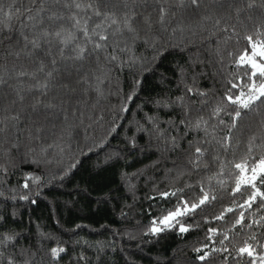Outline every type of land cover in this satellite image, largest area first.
<instances>
[{
    "label": "trees",
    "instance_id": "16d2710c",
    "mask_svg": "<svg viewBox=\"0 0 264 264\" xmlns=\"http://www.w3.org/2000/svg\"><path fill=\"white\" fill-rule=\"evenodd\" d=\"M42 7L64 19L52 23ZM0 8V264H264V173L255 187L240 185L264 159V97L246 109L227 99L264 83L239 61L264 41V0H199L198 8L0 0ZM95 9L117 20L134 12L136 34L113 36V25L109 47L94 50L95 25L107 23ZM38 12L43 23L32 26L27 17ZM73 14L87 20L91 41ZM45 30L74 38L65 45ZM205 193L174 226L150 231ZM246 246L253 256L239 253ZM53 248L65 251L54 257Z\"/></svg>",
    "mask_w": 264,
    "mask_h": 264
},
{
    "label": "snow or ice",
    "instance_id": "6c2138e0",
    "mask_svg": "<svg viewBox=\"0 0 264 264\" xmlns=\"http://www.w3.org/2000/svg\"><path fill=\"white\" fill-rule=\"evenodd\" d=\"M54 3L59 4L61 2V0H53ZM159 2V0H158ZM177 3L179 5V7L183 8L184 5L187 3L191 6H195V7H199V0H177ZM65 7H69V5H65ZM74 7L76 9H80L81 8V4L80 3H74ZM88 8H92L93 5L89 4L87 5ZM3 8H0V12H3ZM30 11V10H29ZM48 12V15L46 16V18L51 21L52 23H55L57 20H62L64 19L63 16L58 15L56 11H52V10H46L43 7L40 9V12ZM40 12H38L36 14V16H32L29 15L27 17V21L30 22L32 24V26H35L36 23H43V17H40ZM11 13H5V17L7 19H11ZM93 15L97 16V17H102V20L104 22L107 23H100V24H96L95 28L93 30V35L97 37V41L94 43L93 45V49L94 50H104L107 47H109V45L106 43L109 40V35L107 34V30L112 28L113 25H116V28L113 30L112 35L115 36L117 33L122 34L124 30L128 31L129 33H133L136 34V29L132 26V21L135 18V13L134 12H130V13H126L120 20H117L115 18L114 15H108L106 13H102L99 9H95L93 12ZM169 16V10L168 8L164 7L163 4H161V7L159 8V15H158V20L157 23H159L161 25V27L163 28V26L166 23V18ZM37 17H40V19H37ZM68 19L72 22L73 27L77 28L78 30L82 31V34L88 39V41L92 40V36L89 35V31H88V27H87V20H84V22H81V19H79L75 14H73L72 16L68 17ZM143 21L145 24H147L149 26V28L151 27V23L149 21L148 17H143ZM121 24L123 25V27H121ZM5 27H11V25H4ZM25 27L28 26V23L24 24ZM21 35L23 36V33H21ZM43 35L45 37L52 35L55 37H59L61 38V42L64 43L65 45L69 42L70 39H73L74 36L72 35V33H68V36L65 37L63 35V30L60 31H54L52 33H49L48 31H44ZM23 39L27 42V43H31L33 45V47H38V43L34 40L29 41L27 36H23ZM247 39L249 41H252V37L249 36L247 37ZM252 48V55L249 56L247 54V52H245L244 55H241L239 57V61L243 64V63H247L251 69H253L254 71L252 72V76H256L257 73L259 74V76L261 78H264V63L258 62L257 60L254 59V56H259L262 59H264V41L260 42L259 44L257 43H252L251 45ZM259 49V50H257ZM86 51L85 48L80 47L78 48L77 51V59H81L83 58L84 52ZM111 60H116L117 57L115 55H111L110 56ZM54 63V61H53ZM21 76L27 75L26 73H20ZM49 76H51V73H48ZM97 80L99 82L100 78L97 77ZM5 81L3 79H0V84H3ZM237 85H234V87H236ZM41 88H46L47 85L46 84H42L40 85ZM252 88H255V85L252 86ZM252 88L249 89L248 93H247V98H242L245 96V93L242 91L240 96H237L235 99H233L232 96H228L227 99L232 102L233 104H239L240 107L242 108H249L251 103L254 102L255 100L260 99V97H264V83H262L260 85V87L258 89H256L255 91L252 90ZM97 92H99V89H97ZM21 99H23V97H21ZM219 111V110H217ZM241 115L240 111L237 110L235 112V116L239 117ZM12 120H16L18 119V117H11ZM0 124H3V121H0ZM199 126V125H197ZM3 131V128L0 127V132ZM196 153L198 154H202V150L197 147L195 149ZM237 168H242V166L240 164L236 165ZM253 173H255L256 169L253 168L252 169ZM260 171L262 173H264V159H261L260 161ZM243 179V178H242ZM256 179L255 175H253L252 177H249L247 179L244 180L245 184H251L252 187H255V184H252V181ZM25 187H27V185H25ZM239 183L237 184V190H239ZM262 197H264V193H259ZM163 196H167L169 195L168 193H163ZM172 195H175V193H172ZM252 199H255V193L253 194V196L251 197ZM209 199L207 193H205L203 195V198L199 200L198 203H194L192 204L190 207L188 206L187 202H184V210L181 211L179 208H177L176 211L173 212H169L168 215L164 216L163 218H161L159 220V224L163 225V227H158L157 222L154 221L153 222V227L150 229V231L152 232H160L163 231L164 228L167 227H172L174 226L172 221L176 220V218L178 216L187 214L188 212L194 211L196 208L200 207L201 205H203L207 200ZM229 211H231V209H229ZM239 223V221H237ZM176 223H179V221L177 220ZM188 229L186 227H184L183 225H180V231L181 232H185ZM52 255L54 257H58L60 253L64 252L65 249L63 248H53L52 250ZM197 251H200V249H197ZM239 253L244 254L246 253L249 256H253V250L251 249V246H246L243 248L239 249ZM200 260H204L205 256H200L199 257ZM260 260L262 262H264V256L260 257Z\"/></svg>",
    "mask_w": 264,
    "mask_h": 264
},
{
    "label": "rangeland",
    "instance_id": "374dc122",
    "mask_svg": "<svg viewBox=\"0 0 264 264\" xmlns=\"http://www.w3.org/2000/svg\"><path fill=\"white\" fill-rule=\"evenodd\" d=\"M257 50H259V49H257ZM253 53H251L249 56H251ZM254 59L255 60H257L258 62H261V63H263L264 62V59H262L261 57H259V56H254ZM256 169V171H255V173H253V171L251 170V171H249V172H247V171H245L244 172V175H243V179H241V183H240V185H242V184H244V180L245 179H247V178H249V177H252L253 175H255V177H256V179H257V177H258V175L260 174V173H262L261 171H260V163H259V165L255 168ZM256 179H254L253 181H252V183L256 180ZM181 211H182V209H180ZM176 211V210H175ZM173 212V211H172ZM159 222V221H158ZM157 222V225L156 226H158V227H163V225H160L159 223ZM154 226V225H153Z\"/></svg>",
    "mask_w": 264,
    "mask_h": 264
}]
</instances>
